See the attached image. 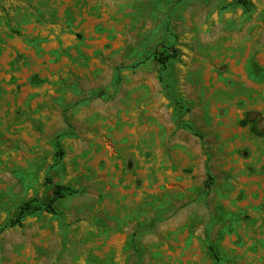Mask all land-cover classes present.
Segmentation results:
<instances>
[{"label": "rangeland", "instance_id": "obj_1", "mask_svg": "<svg viewBox=\"0 0 264 264\" xmlns=\"http://www.w3.org/2000/svg\"><path fill=\"white\" fill-rule=\"evenodd\" d=\"M251 2L0 0V264H264ZM47 177L79 193L9 226Z\"/></svg>", "mask_w": 264, "mask_h": 264}, {"label": "trees", "instance_id": "obj_2", "mask_svg": "<svg viewBox=\"0 0 264 264\" xmlns=\"http://www.w3.org/2000/svg\"><path fill=\"white\" fill-rule=\"evenodd\" d=\"M238 4L243 7L247 12H250L252 9L251 0H238ZM162 49H159L157 52V61L161 65V72H163L170 64V61L177 57L178 50L176 48H168L165 45H162ZM171 51V53H170ZM254 112H248L241 124L243 126L251 125L253 132L258 135L264 136V129H260L257 124H255V119L253 117ZM60 158L64 156V152L61 146H58ZM47 183L52 187L53 196L49 202H44L40 199L30 200L21 204L18 213L15 218L12 219L8 225L16 226L22 224V222L29 216H32L39 212H47L49 214L58 216L60 213L56 207L58 201L65 199L69 196H74L79 193L75 188H72L67 185L57 184L51 177H47Z\"/></svg>", "mask_w": 264, "mask_h": 264}]
</instances>
